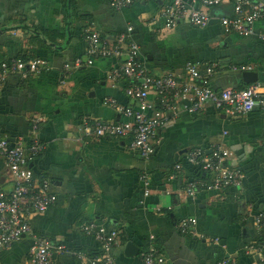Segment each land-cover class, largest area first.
<instances>
[{
    "label": "crops",
    "instance_id": "1",
    "mask_svg": "<svg viewBox=\"0 0 264 264\" xmlns=\"http://www.w3.org/2000/svg\"><path fill=\"white\" fill-rule=\"evenodd\" d=\"M184 1L195 5L201 0ZM112 2L70 0L72 38L59 50L53 45L65 44L68 0H0V45L6 58L45 63L8 77L0 90V136L28 144L37 126L35 137L46 150L33 163L34 174L48 179L58 197L44 214L31 218L32 234L65 247L54 252L51 264H83V258L99 254L100 242L83 232L84 224L119 232L120 242L111 251L114 264H145L143 254L155 248L164 264H255L256 255L248 248L262 238L255 221L264 213V110L237 118L212 106L200 115L180 112L157 131L154 153L144 160L130 148V138H86L79 131L86 117L130 123L105 105L114 99L137 107L126 93L132 80L110 77L123 59L98 58L92 66L70 70L65 66L85 58L87 32L96 31L109 45L127 36L153 76L184 80L190 65L205 75L207 67L218 64L207 77L208 86L216 91L244 88L247 71L264 82V40L259 37H264V18L253 36L243 37L227 31L219 20L232 13L230 4L212 8L214 19L204 28L180 22L168 29L162 9L172 0H135L120 11ZM52 33L54 41L47 36ZM149 100L156 103V95L151 93ZM216 146L232 153L226 163L242 171L241 186L188 194L190 181L212 179L205 172L202 178L192 173L188 154L201 148L210 155ZM177 164L182 165L179 172ZM0 186L6 191L13 187L1 155ZM188 219L196 226L193 233L183 234L179 225ZM129 243L136 247L134 253L127 251ZM32 244L26 236L1 250L0 264H28Z\"/></svg>",
    "mask_w": 264,
    "mask_h": 264
},
{
    "label": "built area",
    "instance_id": "2",
    "mask_svg": "<svg viewBox=\"0 0 264 264\" xmlns=\"http://www.w3.org/2000/svg\"><path fill=\"white\" fill-rule=\"evenodd\" d=\"M135 0H113L115 10H123ZM151 1V0H145ZM230 4L232 13L219 18L227 31H233L243 37L255 34V25L264 18V4L254 0H201L190 5L184 0H172L163 7L162 16L166 28L172 29L180 22H187L197 28L206 27L214 19L211 9ZM133 28L129 27L128 32ZM264 40L263 36H259ZM127 36L121 35L116 44L109 45L96 31L87 32V49L85 58H77L73 66L66 65V70L92 66L98 58H122V63L115 69L111 78L126 77L132 80L126 93L137 107H128L114 99H107L105 105L113 108L130 123L101 121L84 118L80 127V135L86 138H130V148L140 154L144 160H149L154 148L152 142L159 129L171 119L177 118L180 112L190 115L202 114L208 106L230 118H237L251 113L255 109L264 110V82H256L244 88H227L216 91L208 86V76L214 74L218 64L206 68L203 75L195 66H188L187 77L179 80L172 75L153 76L141 64L139 47L133 43L124 44ZM45 64L42 61L24 62L12 59L0 65V90L8 77L26 72L27 68L36 70ZM245 69V68H242ZM139 82V83H138ZM151 93L157 97V102L149 100ZM37 126L34 125L32 140L27 144L23 139L10 142L0 136V155L4 158L9 170L13 187L6 191L0 186V251L9 248L26 236H31L33 244L30 248L28 264H51L55 253L64 251V246H58L49 240L34 236L30 225L33 216L44 214L58 200L51 190V182L39 179L34 174L33 163L46 150V145L35 137ZM82 139V138H81ZM232 153L216 146L210 155L201 148H196L188 154L187 161L196 165L207 174L212 175L210 183L199 179L190 181L185 186L188 194H195L199 189L221 191L225 188H238L242 184L243 173L238 167L227 165ZM179 172L182 165L177 164ZM150 177L147 173L143 180L147 185ZM149 194V187L145 189ZM255 224L262 238L257 246H250L249 251L256 255L255 264H264V213L257 216ZM196 221L184 220L179 225L183 234L193 233ZM82 230L93 234L100 242L98 255L85 259L83 264H114L111 251L119 244V232L116 230L105 233L93 224H84ZM145 264H164L160 251L155 248L143 254Z\"/></svg>",
    "mask_w": 264,
    "mask_h": 264
},
{
    "label": "water",
    "instance_id": "3",
    "mask_svg": "<svg viewBox=\"0 0 264 264\" xmlns=\"http://www.w3.org/2000/svg\"><path fill=\"white\" fill-rule=\"evenodd\" d=\"M71 4H70V0H68V25L66 28V32H67V38L65 40V44L63 46H55V48L62 50L64 49L70 42L71 38H72V32H71V25H72V12H71ZM259 81V76L258 73L256 72H244L243 73V82L246 85L252 84V83H256ZM127 251L129 253H134L136 251V247L134 245H132L131 243L128 244L127 246Z\"/></svg>",
    "mask_w": 264,
    "mask_h": 264
},
{
    "label": "trees",
    "instance_id": "4",
    "mask_svg": "<svg viewBox=\"0 0 264 264\" xmlns=\"http://www.w3.org/2000/svg\"><path fill=\"white\" fill-rule=\"evenodd\" d=\"M47 36H49V38H50V40L51 41H54L55 40V33H52V34H47ZM58 36H59V34H58ZM85 37H86V35H85ZM54 38V39H53ZM126 40L127 41H129L128 40V38H126ZM38 45L39 46H42V47H44V43H43V41H39V43H38ZM12 59H19V60H22V61H24V62H30L31 60H28V59H25V58H20V57H15V58H6V52H5V49L0 45V65L2 64V63H4V62H8V61H10V60H12ZM33 61H36V60H33ZM149 72V71H148ZM126 79H129V78H126ZM243 88V87H242ZM192 166V168L194 169L193 170V174L194 175H196V177L197 178H202V176L204 175V173H203V171L201 170V168H199L198 166H194V165H191Z\"/></svg>",
    "mask_w": 264,
    "mask_h": 264
}]
</instances>
